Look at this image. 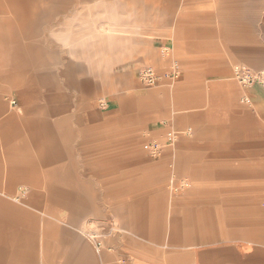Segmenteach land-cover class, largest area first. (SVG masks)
Wrapping results in <instances>:
<instances>
[{
	"label": "crops",
	"instance_id": "obj_1",
	"mask_svg": "<svg viewBox=\"0 0 264 264\" xmlns=\"http://www.w3.org/2000/svg\"><path fill=\"white\" fill-rule=\"evenodd\" d=\"M40 2L47 3L41 8ZM98 2L134 5L137 16L124 24L159 28L158 40H143L147 35L129 40L148 44L129 50L131 55L137 48V56L123 70L124 87L114 77L105 87L88 75L85 62L71 60L70 48L58 39L64 35H48L49 26L76 25L67 18L71 11H77L79 31L86 35L88 4L96 10ZM106 25H119L118 19ZM160 49L163 55L172 49L181 59V79L174 86ZM112 55L118 56L117 48ZM147 66L163 75L152 89L139 79ZM238 66L264 71V0H0V264H121L118 246L150 249L116 241L115 251L98 253L82 231L92 218L118 212L112 202L118 201L120 185L127 197L121 208L134 211L129 201H135V186L143 180L130 175L140 164L150 167L137 161L134 142L146 132L157 137L175 129L181 142L190 140L197 170L206 163L213 180L224 185L245 180L252 165L261 168L264 85L242 86ZM138 200L151 198L143 193ZM196 211L184 209L172 223L192 233L175 235L172 256L178 264H246L248 257L220 248L210 234L196 236V227L207 223L191 215ZM230 222L256 226L252 218ZM254 242L249 240L260 253L264 241ZM197 255L204 263L193 262Z\"/></svg>",
	"mask_w": 264,
	"mask_h": 264
},
{
	"label": "rangeland",
	"instance_id": "obj_2",
	"mask_svg": "<svg viewBox=\"0 0 264 264\" xmlns=\"http://www.w3.org/2000/svg\"><path fill=\"white\" fill-rule=\"evenodd\" d=\"M46 3L40 2V7L42 8ZM98 4L96 10L95 4H88L86 35L79 31L77 11H71L72 17L69 15L67 17L71 18L72 21L74 20L76 25H67L66 22H63L64 25L49 26L48 35L57 33L64 35V37L58 39L61 41L62 46L65 45L66 49L70 48L71 60L85 62L89 72L88 75L97 77L105 87L111 85L110 77H114L113 83L119 87H124L126 80L121 77L123 70H126L128 68L126 66L134 60L131 55L137 56V48H135V52H131V55H129V50H134L132 45L137 46L138 44L147 43L142 42L146 40V37L150 40L152 38L158 40L159 28L157 26L124 24L127 19H133L137 16L134 5H127L125 2L113 5L109 3L101 4V2H98ZM47 11L46 8L45 10L40 9V16L47 13ZM55 18L53 22L62 19L61 15L55 16ZM111 18L118 19L119 25H106V22L109 23ZM97 22H103V24H95ZM142 35H147L142 41L129 42L132 38L141 40L139 37ZM115 48H117L118 56L112 57ZM169 51V53L163 55L160 49V57L168 62L167 73H169L172 63L175 61L179 63L180 69H182L181 59L173 55L172 49ZM149 64L156 66L151 61ZM116 70L118 73H114ZM261 72L264 73V71ZM117 77L120 79L116 82ZM180 79L181 76L177 79L169 78L168 82L174 86ZM146 88L152 89L155 87L147 86ZM161 134L152 137L150 133L146 132L145 136L134 142L141 158L138 157L137 161L140 160L141 163L150 164V167L140 164L142 169L136 170L135 174L132 172L130 175L136 179L139 178L140 181L143 180L140 186H135L136 191L132 195L135 201H129V204L133 203L134 211L127 213L121 208L126 206L127 197L123 192L126 187L120 185L118 201L112 202L114 206L120 207L118 212L114 209L104 220L96 217L92 218L86 223L85 229H82L90 244L94 245V238L92 237H95L102 243L103 252L106 248L115 251L116 248L111 244L116 241L120 245L126 241L136 242L137 244L144 243L149 245L150 249L127 251L125 249L121 250L118 246L123 253V256L119 258L120 263L178 264V261L172 256L176 248L172 245L173 242H176L175 235H191L192 233L188 231L182 233V231L173 227L172 223L176 220V216L184 213V209L197 208L198 211L191 215H198L207 223L204 226L199 225L196 227V236L208 237L210 234V237L214 238L213 240L222 245L220 248H228L236 255L242 256L244 254L243 256L248 257L246 264H256V257L262 259L260 264H264V246H260L262 249L260 253H254L253 249H256V247L249 244V240L255 241L254 243L264 241V164L261 168L259 165L248 167L245 180L226 182L229 185H224V180H213L215 179L214 170L206 163L200 171L197 170L196 164H192L191 158L193 155L190 153L192 144L189 139L181 142L178 138L175 146L166 149L161 157L157 159L148 158L145 153L149 138L163 139L164 134ZM182 147L187 151L184 154L180 152ZM217 172L219 171H215V173ZM255 172L260 174L254 176ZM86 173L89 174V170H86ZM118 173L120 177L126 178L127 176L125 170H119ZM198 174L201 176H198ZM171 181L177 184L175 186H180L183 182L188 185L175 190V186L172 185ZM138 189L140 191H137ZM24 190L27 191L28 189ZM143 193L145 198H151L150 202L138 200L143 197ZM132 197L130 196V198ZM18 202H22V200ZM230 218H235L238 222L242 219V223H249L252 218L256 222V226L241 224L239 227H237L238 225L234 227L230 222ZM137 230H145L146 233H138ZM121 247L123 248V246ZM214 248H216V245ZM195 261L204 263V258L197 255V257L194 256L193 262Z\"/></svg>",
	"mask_w": 264,
	"mask_h": 264
},
{
	"label": "built area",
	"instance_id": "obj_3",
	"mask_svg": "<svg viewBox=\"0 0 264 264\" xmlns=\"http://www.w3.org/2000/svg\"><path fill=\"white\" fill-rule=\"evenodd\" d=\"M165 76L171 79H177L180 76V66L177 61L172 63L171 70ZM235 76L240 84L244 87H249L254 84H262L264 85V73L263 72H255L247 67L238 66L235 69ZM163 75H159L156 69L152 66H147L140 71L139 79L146 86H155L157 85ZM179 133L173 129L169 128L163 139L158 138H149V141L146 145L147 154L151 159H157L161 157L163 152L175 146ZM174 184H176L174 182ZM177 185V184H176ZM188 184L183 182L180 186H175V190H179V187H185ZM94 238V247L98 253L101 252L103 246L100 241Z\"/></svg>",
	"mask_w": 264,
	"mask_h": 264
},
{
	"label": "bare ground",
	"instance_id": "obj_4",
	"mask_svg": "<svg viewBox=\"0 0 264 264\" xmlns=\"http://www.w3.org/2000/svg\"><path fill=\"white\" fill-rule=\"evenodd\" d=\"M18 200V199H17Z\"/></svg>",
	"mask_w": 264,
	"mask_h": 264
}]
</instances>
